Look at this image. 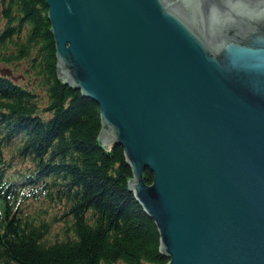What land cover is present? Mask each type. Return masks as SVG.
<instances>
[{
  "label": "water",
  "instance_id": "95a60500",
  "mask_svg": "<svg viewBox=\"0 0 264 264\" xmlns=\"http://www.w3.org/2000/svg\"><path fill=\"white\" fill-rule=\"evenodd\" d=\"M46 3L60 74L99 103L167 264H264V0Z\"/></svg>",
  "mask_w": 264,
  "mask_h": 264
},
{
  "label": "trees",
  "instance_id": "16d2710c",
  "mask_svg": "<svg viewBox=\"0 0 264 264\" xmlns=\"http://www.w3.org/2000/svg\"><path fill=\"white\" fill-rule=\"evenodd\" d=\"M48 12L0 0V64L21 73L0 72V264H167L99 103L60 74Z\"/></svg>",
  "mask_w": 264,
  "mask_h": 264
},
{
  "label": "rangeland",
  "instance_id": "374dc122",
  "mask_svg": "<svg viewBox=\"0 0 264 264\" xmlns=\"http://www.w3.org/2000/svg\"><path fill=\"white\" fill-rule=\"evenodd\" d=\"M6 67H7L6 64L1 63V64H0V72H1L2 69L6 68ZM13 74H14L15 77H18V76L20 77V76H21V73H20V72H13ZM106 146L109 147V145H106Z\"/></svg>",
  "mask_w": 264,
  "mask_h": 264
}]
</instances>
